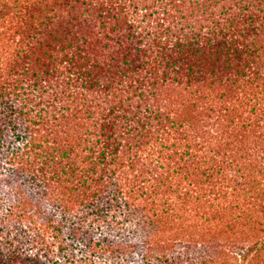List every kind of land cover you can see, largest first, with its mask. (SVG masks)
Listing matches in <instances>:
<instances>
[{"label": "trees", "instance_id": "obj_1", "mask_svg": "<svg viewBox=\"0 0 264 264\" xmlns=\"http://www.w3.org/2000/svg\"><path fill=\"white\" fill-rule=\"evenodd\" d=\"M175 219L264 264V0H0V264L167 260Z\"/></svg>", "mask_w": 264, "mask_h": 264}, {"label": "rangeland", "instance_id": "obj_2", "mask_svg": "<svg viewBox=\"0 0 264 264\" xmlns=\"http://www.w3.org/2000/svg\"><path fill=\"white\" fill-rule=\"evenodd\" d=\"M214 220L210 222L211 225L213 223L218 222V218L214 215ZM232 221V220H231ZM222 222V221H221ZM181 223V225H180ZM217 225V224H216ZM220 226L217 227H211V229H208V234L203 236V239L207 240H200L199 242H188L186 240V234L184 235V231H186L184 222H181L179 219H175L174 221V228H175V234L171 235L170 237L173 238L171 241L173 242V246L168 247L166 250V254H168V259L165 260L163 257V250L161 247L162 241L161 238L163 235H160V240H157V244H160V247H157V251L153 253V258H151L149 261L144 262L142 260V247H140V235L139 234H131V232H127V230L130 228V230L135 229L131 224H128L124 226L125 230H121L122 234L120 233V237H133V241L137 243V247L134 249L132 253L127 257L128 262L122 263L118 259H113L109 257H105L104 260L97 259L94 264H171L172 261H178L181 264H228V261H226L225 258L222 257V253L226 252L228 253L230 244H232L235 234H234V228L230 223L227 221H224L220 223ZM24 229V226H22ZM101 233H110L112 235H116V231H109L106 228L99 229ZM188 232H192L193 228H188ZM98 232V231H97ZM20 237H19V244L18 246L21 249V252L23 256H29L33 251L31 250L30 245V238L28 236L24 235L23 231H20ZM127 235V236H125ZM24 236V237H23ZM210 239H209V237ZM209 239V240H208ZM75 248L77 249L74 252V255L76 257H80L82 247L78 243H73ZM222 244V245H221ZM182 245V246H181ZM221 245V246H220ZM233 248H230L232 250ZM3 255L7 252L5 248H2ZM55 257H40L39 263L40 264H53L52 260H54ZM58 262L56 264H65L64 259L58 255L56 258ZM93 264V263H92Z\"/></svg>", "mask_w": 264, "mask_h": 264}]
</instances>
